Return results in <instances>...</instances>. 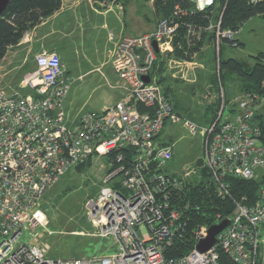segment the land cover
Masks as SVG:
<instances>
[{
	"label": "built area",
	"instance_id": "2783aa9c",
	"mask_svg": "<svg viewBox=\"0 0 264 264\" xmlns=\"http://www.w3.org/2000/svg\"><path fill=\"white\" fill-rule=\"evenodd\" d=\"M189 1L199 10L213 2ZM177 27L161 19L147 34L122 37L110 53L122 97L70 124L63 105L70 80L57 53L34 56V70L20 82L26 93L8 95L0 85V264H218L219 252L235 264H262L264 93L237 98L230 112L232 105L224 102L219 86L220 105L210 123L200 127L179 115L151 76L157 54L171 52ZM208 29L217 41L231 37L219 20ZM181 120L189 134H201L203 168L216 193L233 200L234 211L210 249L195 248L207 235L208 226L201 225L192 231V249L166 258L186 228L181 211L171 207V195L189 181L191 171L167 173L173 146L159 138L168 123ZM122 149L132 151L129 160ZM111 154V164L122 165L105 175V185L87 203V220L94 235L113 240L115 251L87 258L47 257L38 243L39 230L47 224L42 206L47 190L73 166ZM230 177L259 180L256 200L233 199Z\"/></svg>",
	"mask_w": 264,
	"mask_h": 264
},
{
	"label": "rangeland",
	"instance_id": "374dc122",
	"mask_svg": "<svg viewBox=\"0 0 264 264\" xmlns=\"http://www.w3.org/2000/svg\"><path fill=\"white\" fill-rule=\"evenodd\" d=\"M152 6H146L145 9L150 14L149 22L154 26L158 16L156 17ZM89 28L84 26L82 30L81 26H76L70 30L72 32H69L68 36H62L61 32L52 38L62 42L65 51V56L61 58L66 77L70 80L63 102L68 124L84 112H101L105 107L115 104L123 95V91L117 87L119 80L111 61L105 67H100L99 71L89 72L90 69L100 66L97 63L100 56L93 51L94 45H99V42L93 43L90 40ZM84 30L86 32H83ZM236 36L242 45L238 48L228 44L222 45L223 58H235L252 64L256 55L264 53V17L249 19ZM100 37L101 34L98 38ZM217 47L216 41L214 48L211 42H206L191 60L169 56L165 71L162 72L173 86L174 99L178 103V106H175L178 110L176 112L181 111L183 118H191V121L200 127L205 126L208 121L209 116H204L206 105L211 104L218 96L215 86L210 82L212 74L218 69L213 54ZM235 79H228L225 85H221L220 89L224 94L228 90L232 97L239 96L243 85L240 80ZM20 82V78L14 77L13 74L0 78V85L8 95L29 91L21 88ZM224 102L232 105L231 99H224ZM160 142L172 143L173 146L174 158L169 163L167 173L184 174L190 170L188 180L193 182L202 179L200 171L203 165L195 164L202 156V138L199 131L195 135L189 134L183 120L174 124L168 123L163 129ZM107 168L104 157L89 158L86 162L70 168L47 190L42 201L47 224L39 230L38 235V243L45 247L47 257L87 258L115 251L113 240L94 235L93 226L87 220V203L94 199L100 188L105 185L103 179ZM262 234L260 259L264 264V228Z\"/></svg>",
	"mask_w": 264,
	"mask_h": 264
},
{
	"label": "trees",
	"instance_id": "16d2710c",
	"mask_svg": "<svg viewBox=\"0 0 264 264\" xmlns=\"http://www.w3.org/2000/svg\"><path fill=\"white\" fill-rule=\"evenodd\" d=\"M92 1L100 3L115 1L120 3L124 9H127L130 6H135L138 0ZM60 5L61 0H10L0 13V63L9 47L17 45L25 33L54 14L60 8ZM153 7L156 17L158 16L155 28L161 19H167V21L178 24L171 42L173 50L166 52L164 55L158 53L151 68V76L156 78L157 83L162 87L164 96L170 100L175 111H178L175 109L178 103L174 99L173 86L167 81L169 78L163 76L167 57L172 56L176 59L191 60L193 55L202 50V46L206 42H211L213 48L215 41L218 45L217 49L213 51L218 69L217 72H214V75L212 74L213 81H210L215 86L218 96L215 101L205 107L204 116H209L206 125L213 120L218 110L221 100L219 86L225 85L228 79L236 78L235 80H240L243 85L238 97H232L228 90L225 91L224 99L226 101L232 100V107L228 109L230 112L233 111L234 101L237 98L247 93L263 95L264 53L256 55L254 62L249 64L235 58H223L222 45L228 44L234 48L242 45L236 34L249 19L264 17V0H213L211 5L202 10L196 9L189 0H153ZM218 20L220 21L221 30L231 32L230 38L221 37L217 41L215 31L208 29L209 24H215ZM139 110L143 111V108L140 107ZM180 112L177 113L182 115ZM188 119L191 120V118ZM261 139L264 144V136ZM121 152L125 153L126 159L129 160L132 151L122 149ZM113 156L111 154L104 157L108 166L107 174L122 165L115 162L111 164ZM195 164L200 165L201 159H198ZM200 174L201 180L186 181L180 190L173 192L171 195V207L181 211V215L186 222V228L182 237L167 249L165 252L166 258H175L186 254L196 243L192 235L194 229L201 225L209 227L217 221L229 219L234 211L233 200L219 196L216 193L207 170L201 168ZM229 182L233 199L247 196L249 202L256 200L259 180L230 177ZM114 187L118 186L114 185ZM218 264L235 263L226 254L219 252Z\"/></svg>",
	"mask_w": 264,
	"mask_h": 264
},
{
	"label": "crops",
	"instance_id": "0c3cea01",
	"mask_svg": "<svg viewBox=\"0 0 264 264\" xmlns=\"http://www.w3.org/2000/svg\"><path fill=\"white\" fill-rule=\"evenodd\" d=\"M138 1L135 6L124 9L115 1L100 3L92 0H61L60 8L54 14L25 33L17 45L7 49L0 63V78L13 74L21 81L27 73L34 70V56L42 51L57 53L61 62L64 63L61 58L65 56L63 43L54 41L52 38L61 32L62 36H68L69 32H72L70 30L76 26H81L82 30L84 26L90 27V40L93 43L99 42V45H94L93 51L100 56L97 60L100 66L90 69L89 72L99 71L100 67H105L111 61L110 53L122 37L147 34L155 28L156 22L152 26L149 22L150 14L145 9L146 6L153 5V0ZM110 33L113 34L112 39H110ZM100 34L101 37L98 38Z\"/></svg>",
	"mask_w": 264,
	"mask_h": 264
},
{
	"label": "water",
	"instance_id": "95a60500",
	"mask_svg": "<svg viewBox=\"0 0 264 264\" xmlns=\"http://www.w3.org/2000/svg\"><path fill=\"white\" fill-rule=\"evenodd\" d=\"M10 0H0V13L5 9L7 4L9 3ZM144 1H149V0H144ZM152 46L157 52V44L156 42H152ZM146 82H148V78H144ZM229 219H223L221 220L218 224H213L208 227L207 229V235L200 239L195 248L198 252H205L208 249H210L215 243H216V236L229 225Z\"/></svg>",
	"mask_w": 264,
	"mask_h": 264
}]
</instances>
